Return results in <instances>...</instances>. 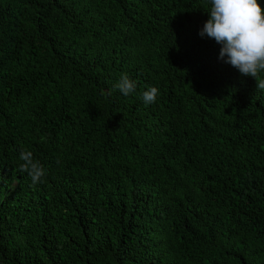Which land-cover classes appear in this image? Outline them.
I'll list each match as a JSON object with an SVG mask.
<instances>
[{
    "label": "trees",
    "instance_id": "trees-1",
    "mask_svg": "<svg viewBox=\"0 0 264 264\" xmlns=\"http://www.w3.org/2000/svg\"><path fill=\"white\" fill-rule=\"evenodd\" d=\"M210 7L0 0V264H264V90Z\"/></svg>",
    "mask_w": 264,
    "mask_h": 264
},
{
    "label": "clouds",
    "instance_id": "clouds-1",
    "mask_svg": "<svg viewBox=\"0 0 264 264\" xmlns=\"http://www.w3.org/2000/svg\"><path fill=\"white\" fill-rule=\"evenodd\" d=\"M210 5L209 19L199 35L214 39L221 45L219 59L241 75L254 78L257 88L264 90V8L259 0H210ZM114 87L128 96L135 92L136 82L123 73ZM158 93L156 87H149L142 94L143 102L154 103ZM19 159L23 162L19 171L27 173L33 184L40 183L46 173L33 153L23 150Z\"/></svg>",
    "mask_w": 264,
    "mask_h": 264
}]
</instances>
